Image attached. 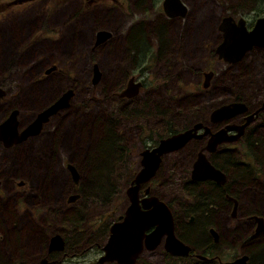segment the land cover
Here are the masks:
<instances>
[{"label": "rangeland", "instance_id": "1", "mask_svg": "<svg viewBox=\"0 0 264 264\" xmlns=\"http://www.w3.org/2000/svg\"><path fill=\"white\" fill-rule=\"evenodd\" d=\"M4 1L6 0H0V6ZM134 2L135 0H127V4L136 8H144ZM182 2L185 5V14L180 17L163 19L153 14L144 20L141 18V12L136 8L129 16V14H119L117 9L107 7L98 10L102 15L100 19H88L82 22L79 18L67 19V15L73 9L74 1L65 0L63 4L55 7L51 12H47L48 16L45 21L47 29L43 31V36H45L43 38L36 37L39 35V31L29 36L37 24V17H33L30 25L27 22L19 23L15 17L24 15L30 8L39 11L43 7L37 4L24 8L27 4L25 6L17 5L7 13L0 10V25L5 24L4 22L12 24L8 34L13 32L16 35L12 45H5L4 53L0 51V57L3 58L0 61V79L6 78L13 85L11 91H7L5 96L0 99V106L6 107L8 103L14 102L19 107L17 123L24 122L62 90L72 89L68 104L51 114L37 134L29 135L9 146L0 145L1 179L4 181L6 176L20 174L24 180L27 179L30 186L23 196L27 212L23 222L29 224L32 222L30 218L38 220L45 211L56 208L59 212L60 208L64 213L57 216L52 215L53 221L68 223L69 216L64 218V215H68V212L76 207L83 209L81 212L85 213V217L82 220H71L72 223H87V226L90 218L106 209L109 216L103 224L106 229L101 232L103 226L96 228L92 237L105 238L104 234L109 222L124 205L123 195H118L109 205H104L99 199H103L102 193L107 189L106 183L101 182L98 183L102 187L97 188V197L81 195L74 203L65 202V196L71 192L72 188L65 162L76 163L74 150H78L81 154L89 151L92 144L91 120L96 112L110 113L116 117L115 113L113 114L109 110L118 104L148 98L147 107L158 106L156 102L171 105L169 115L176 127L183 125L189 118L193 122L199 121L213 106L231 99L234 94L233 90L239 86L241 87L239 93L243 95L246 105L254 106L263 98L264 49H253L247 52L243 59L233 63L225 62L212 51L221 38L217 26L222 17L242 16L248 24L264 12L258 13L257 11L260 5H264V0H182ZM144 4L147 5V2ZM51 8L48 7L47 10ZM138 23L144 24L147 28L132 29ZM131 25H133L130 32L131 37H139L145 32L146 37L151 40L152 46L156 42L155 34L158 29L161 37L160 49L162 51L167 49L165 56L158 54L159 58L153 57L141 64L144 70L141 72H139V66L136 65L129 66L127 71L122 68L125 65L124 37ZM22 26L24 29H21ZM98 28L110 31V39L95 44L94 32ZM15 30H18L17 33ZM27 39H29L28 43L21 53H16V48ZM136 43L137 40L134 39L133 45ZM133 45L130 44L132 48ZM134 50L136 51L134 58L139 59L144 51L142 40L134 46ZM50 64H53L54 68L44 73L43 69ZM93 65L96 66L97 74L94 83L91 81L94 75ZM208 69L213 72L212 76L210 74L211 78L209 76L207 79L208 82L210 78V85L203 88L200 85L201 72ZM129 74L144 75L142 85L138 88L137 93L134 97L123 100L113 97L111 92L119 90ZM150 76H155L158 80L153 81L149 78ZM240 82L244 83V86L238 85ZM18 89L17 95L15 92ZM181 98L184 100L176 101ZM189 106H193L192 111L188 109ZM173 111L178 112L179 118L173 115ZM139 112L141 109L138 107H131L127 110L130 115ZM82 120H85L83 125H81ZM70 122L73 124V129L64 138V145H62L60 137L63 134V129L67 128ZM116 125L123 129L124 141L131 142L135 139L136 131L140 132L142 123L141 119L139 121L122 119L118 123L116 121ZM105 135L107 134L96 135L93 138V144L95 141L100 142L98 151L109 153V157L103 163V171L100 172V174L107 175L112 173L118 157V134L113 133L103 139L102 137ZM45 137H48L49 141H46L43 146V149L47 147L43 152L46 157L42 158L44 167L40 169L36 167L35 160L30 162L26 158L27 160L22 161L24 159H21L22 155L25 152H31L33 145L36 146V143ZM103 140H106L105 144ZM240 141L247 144L248 138L245 136ZM260 150L264 152V143L260 145ZM191 153V149L185 150L184 163L179 167L186 166L188 169ZM167 156L163 159L162 168H168L169 163L176 160L178 154ZM210 159L217 160V157L211 156ZM81 161L84 163L83 160ZM90 162L91 156H89L88 163ZM217 162L223 168H232L227 160H217ZM77 166L82 169L88 168V165L78 164ZM78 167H76L77 173L79 172ZM128 167L123 166L122 170ZM31 172L41 175V177L35 178ZM159 172L162 174L160 170ZM115 173L121 172L116 171ZM247 174L249 175L250 171H247ZM94 176L98 182L97 175ZM175 177L181 178L182 176L178 174ZM175 177L166 181L163 187L156 188L154 185L153 189L163 192L166 197L171 196L173 192L197 191L194 183H186L185 179L177 181ZM2 188L4 193L0 188V211H3L6 200L12 205L14 199L13 195L7 193L3 183ZM243 188L245 189L242 192L246 197L250 198L254 197L256 193L259 194V197L254 200L264 218V192L255 189L252 184H247ZM202 200L204 199L202 198ZM34 209L43 210L38 214L30 215V211ZM246 223L247 220L243 217L232 221L230 225L233 227L229 228V237L237 241L242 240L246 234ZM19 227L21 240H27L32 236L36 238V235L26 225L19 224ZM75 229L78 231L72 233L73 238H87L86 232L89 229ZM185 237L193 238L189 234H185ZM243 244H247V242L243 240ZM239 247L240 245L236 244V248ZM256 263L257 260L253 259V264Z\"/></svg>", "mask_w": 264, "mask_h": 264}, {"label": "flooded vegetation", "instance_id": "2", "mask_svg": "<svg viewBox=\"0 0 264 264\" xmlns=\"http://www.w3.org/2000/svg\"><path fill=\"white\" fill-rule=\"evenodd\" d=\"M64 1L65 0H6L0 6V10H3L4 13H7L9 10L12 11L17 5L25 6L27 4L28 5L24 8L33 7L37 4L43 7V9L39 11L35 8H30L29 11H27L24 15L15 16L19 23L27 22L29 25L32 23L33 17H37V24L29 36L39 31V35L36 37L43 38L45 37L43 36V31L47 29L45 25V21L48 16L47 12H51L52 9L60 6L64 3ZM73 1V9L71 10L70 14L67 15V19L79 18L82 22H85L88 19H100L102 15L98 10L101 8L105 9L108 7L117 9L119 14H129V16L133 14L134 9L136 8L130 4H127V0ZM162 1L163 0H135L134 4H139L140 7L144 6V8H136L141 12V18L144 20H147L153 14L163 19L180 17L185 14L184 10L182 15H167L163 10ZM180 1L182 2V0ZM144 2H147V5H145ZM48 7L52 8L47 10ZM171 10H176V8L174 9L173 7ZM232 18L234 20L236 19L234 17ZM253 20L248 24L245 22L247 29L252 26ZM4 23L5 24L0 25L1 52H3L5 45L11 46L16 37L13 32L8 34L12 24H8L6 22ZM132 26L133 25L129 27L130 30L125 33L124 37L123 47L125 50V65L122 68L127 71L129 66L136 65L139 66V72H141L144 71L141 64L146 63L153 57L157 59L159 58V55L165 56L167 49L165 51L160 49L161 37L158 29L157 33L155 34L156 42H154V46H152L151 40L146 37L145 32L139 37H131L130 32L132 29H143L147 27L141 23L136 24L134 28H132ZM21 29H24V27L22 26ZM100 29L106 30L104 28H98L95 30L94 43L95 33ZM17 31L18 30H15L16 33ZM110 37L111 32L107 31V34L103 40H109ZM134 39L137 40V43L133 45ZM28 40L29 39L21 43L16 48V53H21L22 49L28 43ZM141 40L144 44L143 55L139 59H135L134 56L136 51L134 50V46L137 45ZM101 41L95 44H98ZM219 42L220 40L217 43ZM130 44L133 45V48L130 46ZM214 49L212 52L215 53ZM253 49H264V45L251 47L250 49L246 50L235 62L243 59L247 52ZM51 65L53 64H50L47 67ZM47 67L43 69V72ZM53 68L54 66L52 69ZM207 71H211V76L213 73L211 69L201 72L200 85L203 88L207 85H210L209 80L211 76L206 86L202 85L203 72ZM129 78H131L132 83L138 82L139 88L142 85L144 75L129 74L123 86L119 90L111 92L113 97L120 100L134 97L137 91L133 95L127 97H120L117 95L118 91L126 87ZM149 78H151L153 81L158 80V78L155 76H150ZM238 85L244 86V83L240 82ZM12 86L13 85L10 80L6 78L0 79V90L2 92L0 99L5 96L7 91H11ZM240 90L241 87H237L236 90H233L234 94L232 95L231 99L219 102L217 105L229 101L244 102L243 95L239 93ZM18 92L19 89L15 92V94L18 95ZM190 95L191 93L188 96L190 97ZM182 100H184V98L176 99L177 102ZM262 100H264V96L254 106L245 104L246 110L242 113L219 121L209 120L210 110L217 105L213 106L206 113L205 117L200 118L199 121H194L205 124L209 128V132L200 136L194 135L187 139L181 146L162 153L160 155L158 165L154 169L152 175L141 180L137 185L136 194L138 199L152 195L165 204L171 219L172 233L174 237L189 247L187 252H175V250H181V247L169 249L166 248V233H162L160 235L155 246L152 248L145 247L144 237L154 229L152 224L144 229L140 239H132L129 243L133 244L136 249L138 245H140V251H138L133 256L136 249L135 251H132L131 247H127V250L123 253L131 255V258L133 256V259L130 263L118 262L114 258L111 260L104 259L106 254L105 245L109 236V226L115 221L122 220L124 217V211L129 203L126 187L130 185V181L140 168V161L142 157L141 152L145 149H151L155 147L161 138L167 137L177 131L186 129L192 126L194 123L193 120L189 118L188 121H186L183 125L175 127L172 118H170L169 115V112L172 108L171 105L156 102V105L158 106L150 105V107H147L146 103L148 102V98H146L143 100H136L131 103L118 104L116 107L109 110L113 114L115 113L116 117L110 113L96 112L91 120L92 144L89 151L81 154L78 150H74L75 162L90 156L91 152H94V155L99 157L100 152L98 151V145L100 142H97L95 145L93 144V138L99 134L98 132L104 133L103 128L101 127L100 129V126H98L99 124L103 125L106 130V134H118V157L114 163L112 173L107 175L97 174L93 168L95 163L98 162V159L96 162H90L87 169L85 167L82 169V167H78L72 163L75 168L78 167V181L74 183L69 175L72 188L71 192L69 193H67V190L65 191V194L67 193L65 196V202L74 203L81 195H91L93 197H97V188L102 187L98 183L104 182L106 183L105 187L107 191L102 193L103 199H99L104 205H109L118 195L124 196V205L121 211L118 212L109 222L107 231L104 234L105 238L98 239L92 237L95 234L94 231L97 230L96 228L100 226L102 227L105 221L109 218L106 209L96 213L94 217L90 218L87 226V223H72L71 220H82L85 217V213L81 212L83 209H77L76 207L75 209H72L70 212H68V215H64V218L69 216V218H67L69 220L68 223H57L53 221V218L51 217L52 215L57 216L58 214L64 213L60 208L59 212L56 208H51L49 211H45L43 216L38 220L30 218L32 222L29 224L23 222V219H25L27 215L23 196L27 192V188H30L29 183L27 179L24 180L20 174H14L11 177L6 176V180L3 181L1 179L0 173V188L2 189V193H4L2 188L3 183L6 186L7 193L14 196L12 205L8 200H6L3 205V211H0V264H253V259L257 260L256 264H264V218L254 200L255 198L259 197V194L256 193L254 197L250 198L246 197V195H241V197L230 194V191H242L245 189L243 187L247 186V184H252L255 189H260L264 192V188L262 189L261 187H264V152L260 150V145L264 142L257 143L252 141L253 138L259 133H261L264 138V105L260 110L253 114L251 120L243 127L242 132L238 136L231 140H223L217 143L214 147H211V149H208V146L210 145L207 143L211 132H214L228 123L239 124L243 122L246 115L253 113L254 110L261 105ZM131 107H138L141 109V112L130 115L127 113V110ZM17 109H19V107L16 106L14 102L8 103L6 107L0 106V121L5 119L12 110H16L15 119H17ZM188 109L192 111L193 106H189ZM36 112L30 119L17 123L15 126L16 130L22 129L27 124V122L34 117ZM173 115L179 118L178 112L173 111ZM122 119H132L136 121L141 119L142 125L140 126V132L136 131L135 139L131 142L124 141L123 129L116 125V121L118 123V121ZM46 121H44L42 125ZM71 123L72 122H70L67 128L63 129V134L60 137L62 145H64V138L68 136L73 129V124ZM84 123L85 120H82L81 125ZM201 131L202 128H199L196 132L200 133ZM222 133L221 137L232 135L235 133V131L227 130L223 134ZM248 133L250 134L251 145L241 143L240 141L245 136H247ZM1 140L2 138L0 139V145H3ZM46 141H49L48 137L39 140L36 143V146L33 145L32 152L36 153L41 160L42 158L46 157L43 153L47 148L46 147L43 149L44 143ZM251 148H254L255 152L246 151ZM186 149L192 150L188 169H186V166L183 168L179 167L181 166L180 164L184 163V152ZM198 151H202L206 159L223 172L224 179L222 182H217L213 178L209 177H201L197 179H192L190 177V168ZM175 154H178L177 159L171 161L168 168H162L164 157L167 155V157H169ZM211 156H216L217 160H227L232 168H223L217 162V160H211ZM25 157L27 156L24 153L21 158H24L22 161L27 160ZM215 163L220 165L222 168L217 166ZM123 166L129 167L122 170ZM159 170L162 172V174L159 172ZM225 170H229L230 175H228ZM116 171L121 173H115ZM247 171L251 172V176L246 177ZM178 174H181L182 179L175 177ZM94 175H97L98 182H96L97 180ZM32 176L35 178L41 177V175L36 174H32ZM174 177L177 181L185 179L187 181L186 183H194L197 191L186 190L183 192H173L171 196L166 197L163 192H158L153 189L154 185H156V188L163 187L166 181L168 182ZM197 192H199L198 196L196 195ZM71 193H77L78 195L73 201L68 202L66 198ZM199 196L202 198L205 197V200L197 199ZM224 201L226 204V206L224 205L225 207L223 206ZM155 202L157 201L152 198L150 209L154 208ZM140 208L144 209L141 205ZM164 209L167 212L165 207ZM42 210L43 209L31 210L30 215L38 214ZM241 217L247 220L245 225L246 234L242 240L237 241L234 240V238L229 237V228L233 227L230 225L232 221H235ZM167 218L168 213L167 216L163 215L161 219H163L165 222ZM19 224L26 225L30 231L36 235V238L32 236L27 240H21V230ZM75 228L84 230L89 229L86 232L87 238H73L72 233L74 234L75 231H78ZM105 229L106 226H103L101 228V232ZM185 234H189L193 238H187L185 237ZM54 235H58L59 239L51 241V237ZM243 240H245L247 244H243ZM150 242H152V240ZM236 244H239L240 247L236 248ZM111 252L112 251H108L107 253L110 254ZM240 257H243L244 259ZM235 259H237L238 262H241L234 263L233 261Z\"/></svg>", "mask_w": 264, "mask_h": 264}, {"label": "water", "instance_id": "3", "mask_svg": "<svg viewBox=\"0 0 264 264\" xmlns=\"http://www.w3.org/2000/svg\"><path fill=\"white\" fill-rule=\"evenodd\" d=\"M162 7L164 12L169 16L176 14L182 15L185 10V6L180 0H163ZM173 7L174 9L176 8V10H171ZM217 28L220 30L221 39L216 45L214 51L217 54V57L222 58L226 62H235L246 50L251 47L264 45V12L254 19L252 26L249 29L246 28L245 20L242 16H239L235 20L230 16H224L221 18ZM106 34V30H98L95 33V43L103 40ZM53 66L54 65L47 67L44 72H48ZM93 73L94 75L91 79L92 83H94L97 78L95 65H93ZM210 74L211 71L203 72V86H206L207 79ZM130 82L131 78L128 79L126 87L118 91V96H131L137 91L139 83L131 82L130 85ZM1 94L2 92L0 90V95ZM71 94V88L63 90L55 99L39 109L34 117L20 130H16V110H12L5 119L0 121V139L2 138L1 141L3 145L8 146L25 139L29 135L37 134L42 126V123L46 121L51 114L68 104ZM263 105L264 100H262L261 105L255 109L253 113H249L244 117L243 122L239 124L228 123L214 132H211L207 142L210 145L208 146V149H211V147H214L217 143L223 140H231L238 136L242 132L243 127L251 120L253 114L260 110ZM245 110L246 105L242 101H229L221 103L210 110L209 120L219 121L242 113ZM199 128H202V131L197 133L196 131ZM227 130H233L235 133L221 137V133H224ZM207 132H209V128L205 124L202 122H194L192 126L186 129L161 138L155 147L145 149L141 152L142 157L140 161V168L130 181V185L126 187L129 203L124 211V217L122 220L115 221L109 226V236L105 245L106 254L104 259L111 260L114 258L118 262L130 263L133 256L141 249L140 245H138L136 249L133 244H129L130 241L132 239H140L144 229L152 224L154 229L144 237L145 247L152 248L158 242L160 235L162 233H166V248L181 247V250H175V252L180 253L188 251L189 247L174 237L172 233L171 219L165 204L152 195L138 199L136 194L137 185L141 180L152 175L154 169L158 165L160 155L162 153L181 146L187 139L194 135L200 136ZM65 167L69 171L72 181L76 183L78 181V173L75 166L72 163L66 162ZM190 177L192 179L209 177L213 178L217 182H222L224 174L219 168L212 165L206 159L202 151H198L190 168ZM77 195V193H71L67 196L66 200L71 202L77 197ZM152 198H154L157 202H155L154 208L150 209ZM140 205L144 209H141ZM167 213L168 218L164 222V218H161L163 215L167 216ZM56 239H59L58 235L51 237V241ZM151 240L152 242H150ZM127 247H131L132 251H135L136 249L132 258L129 254H123L127 250ZM108 251L112 252L108 254ZM233 262L240 263L241 261L238 262V260L235 259Z\"/></svg>", "mask_w": 264, "mask_h": 264}, {"label": "trees", "instance_id": "4", "mask_svg": "<svg viewBox=\"0 0 264 264\" xmlns=\"http://www.w3.org/2000/svg\"><path fill=\"white\" fill-rule=\"evenodd\" d=\"M257 11H258V13H260V12H263L264 11V5H260V8H258L257 9ZM3 58H1L0 57V61L2 60ZM98 126H100V129H101V127L103 128V130H104V133L106 134V130H105V128L103 127V125H98ZM99 134H100V132H98ZM109 135H111V133H107V135H105L104 137H102L103 139H105L106 137H108ZM247 138H248V142H247V144H250L251 145V141H250V134L248 133L247 134V136H246ZM104 141V144L106 143L105 141L106 140H103ZM253 142H257V143H261V142H264V138H263V136H262V134L261 133H259V134H257L254 138H253V140H252ZM98 141H95V143H94V145L97 143ZM246 151H249V152H255V149L254 148H251V149H248V150H246ZM258 153H260V152H258ZM25 155L27 156V157H25V158H27L30 162L31 161H33V160H35L34 162L36 163V167H38L39 169L40 168H43L44 167V165H42V162H44L43 160H41L38 156H37V154H35L34 152H25ZM90 156H91V162H96V160L98 159V162L97 163H95V166H94V171H96L97 172V174H100V172L101 171H103V163L105 162V159H107L108 157H109V153H105V152H101L100 153V155H99V157L98 156H95L94 155V152H91L90 153ZM94 156H95V158H94ZM83 161H84V163H82V161L81 160H79L78 162H76L75 164H79V165H81V166H84V165H89V163H88V161H89V156L88 157H85L84 159H82ZM31 164V163H30ZM217 166H219L220 167V165H218L217 163H215ZM32 166H33V164H31ZM220 168H222V167H220ZM87 169V168H86ZM225 169H227V168H225ZM227 173H228V175H230V171L229 170H225ZM32 174H33V172H31ZM249 176H251V172H250V174L248 175H246V177H249ZM96 189V188H95ZM230 194H232V195H234V196H241V195H243L244 193L242 192V191H235V192H233V191H230ZM242 197V196H241ZM199 200H202V197L201 196H199V197H197ZM203 199L205 200V197H203ZM226 206V204H225V201L223 202V206ZM224 206V207H225Z\"/></svg>", "mask_w": 264, "mask_h": 264}, {"label": "bare ground", "instance_id": "5", "mask_svg": "<svg viewBox=\"0 0 264 264\" xmlns=\"http://www.w3.org/2000/svg\"><path fill=\"white\" fill-rule=\"evenodd\" d=\"M6 146V145H5ZM228 187V186H227ZM230 191V190H229Z\"/></svg>", "mask_w": 264, "mask_h": 264}]
</instances>
